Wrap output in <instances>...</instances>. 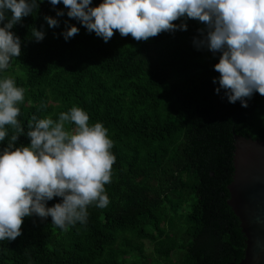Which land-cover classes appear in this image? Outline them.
<instances>
[{
  "label": "trees",
  "instance_id": "obj_1",
  "mask_svg": "<svg viewBox=\"0 0 264 264\" xmlns=\"http://www.w3.org/2000/svg\"><path fill=\"white\" fill-rule=\"evenodd\" d=\"M102 0H92L98 6ZM55 9L64 15L56 17ZM44 0L12 31L21 55L0 76L23 87L18 120L58 118L73 105L102 122L113 141L109 204L89 206L66 231L52 218H23L21 235L0 241V264H231L246 238L228 204L234 133L264 141V96L229 103L213 77L218 57L193 44L201 23L147 41L114 31L105 43ZM45 16L58 19L49 27ZM65 22L79 32L67 41ZM177 20L173 23L179 24ZM43 30L36 42L31 29ZM44 104L45 107L40 106ZM74 125H66L71 128ZM12 130L9 129V136ZM8 137L0 142L7 146ZM21 134L14 146L28 145ZM54 197L48 207L60 202Z\"/></svg>",
  "mask_w": 264,
  "mask_h": 264
},
{
  "label": "clouds",
  "instance_id": "obj_2",
  "mask_svg": "<svg viewBox=\"0 0 264 264\" xmlns=\"http://www.w3.org/2000/svg\"><path fill=\"white\" fill-rule=\"evenodd\" d=\"M43 2L0 0V73L21 55V38L12 29ZM49 2L54 9L62 3L69 18L105 43L114 31L147 41L161 32L187 30L186 21L194 19L202 25L194 46L218 57L213 65L219 73L213 77L216 94L223 90L222 99L239 101L244 108L254 93L264 96V0H102L94 7L92 0ZM55 10L56 17L64 15L63 9ZM44 20L49 27L59 26L55 17ZM177 20L181 22L173 23ZM78 32L65 22L61 35L67 41ZM31 37L40 42L45 32L34 27ZM24 92L13 77L0 76V142L8 137L7 146L0 149V241L20 236L24 217L50 216L52 225L66 231L87 222L89 206L109 204L105 185L111 182L115 155L108 129L99 121L89 123L87 112L73 105L57 119L33 115L25 133L18 120ZM21 134L30 143L15 147ZM54 197L62 200L46 206Z\"/></svg>",
  "mask_w": 264,
  "mask_h": 264
},
{
  "label": "water",
  "instance_id": "obj_3",
  "mask_svg": "<svg viewBox=\"0 0 264 264\" xmlns=\"http://www.w3.org/2000/svg\"><path fill=\"white\" fill-rule=\"evenodd\" d=\"M234 173L228 204L246 238L244 257L231 264H264V141L234 133Z\"/></svg>",
  "mask_w": 264,
  "mask_h": 264
}]
</instances>
